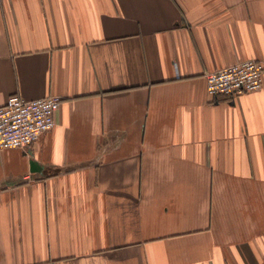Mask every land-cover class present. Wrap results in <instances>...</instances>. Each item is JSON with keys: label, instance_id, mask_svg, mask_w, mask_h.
Listing matches in <instances>:
<instances>
[{"label": "crops", "instance_id": "obj_1", "mask_svg": "<svg viewBox=\"0 0 264 264\" xmlns=\"http://www.w3.org/2000/svg\"><path fill=\"white\" fill-rule=\"evenodd\" d=\"M264 0H0V105L62 97L0 147V264H264Z\"/></svg>", "mask_w": 264, "mask_h": 264}, {"label": "built area", "instance_id": "obj_2", "mask_svg": "<svg viewBox=\"0 0 264 264\" xmlns=\"http://www.w3.org/2000/svg\"><path fill=\"white\" fill-rule=\"evenodd\" d=\"M264 62L247 59L206 73L207 91L215 99H235L261 89ZM62 97L25 99L14 94L0 105V147H27L55 125Z\"/></svg>", "mask_w": 264, "mask_h": 264}]
</instances>
